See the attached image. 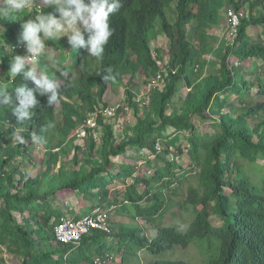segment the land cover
<instances>
[{
    "label": "trees",
    "instance_id": "trees-1",
    "mask_svg": "<svg viewBox=\"0 0 264 264\" xmlns=\"http://www.w3.org/2000/svg\"><path fill=\"white\" fill-rule=\"evenodd\" d=\"M171 4L172 22L167 16ZM228 5L240 14L239 25L227 40L214 45L216 38L208 30L219 25L221 11ZM257 6L260 10L255 14L245 15L244 8ZM41 10L50 11L46 6L38 12L34 7L0 12V83L9 84L10 92L21 83L32 86L22 75L11 81L3 70H8L15 48L21 46L20 24ZM157 23L169 41L165 71L158 64L161 49L150 46L158 35ZM110 24L115 33L103 59L87 55L85 49L75 51L76 83L69 72L74 67H64L68 75L60 83L57 102L51 106L47 96H38L33 120L23 125L25 143L11 141L20 125L9 109L0 108V247L18 264H94L96 257L104 264H126L128 252L134 258L144 249L158 256L146 264H189L162 255L186 248L196 238H207L217 249L209 264H264V166L256 174L248 170L257 159H264V98L250 95L256 85L264 97L257 62L264 60V41L248 33L250 26H264V0H122ZM232 57L237 63L230 62ZM240 62L251 64L245 68ZM108 67L113 69L112 79L103 80ZM158 72L166 73L163 87L151 89L148 103L138 105L133 100L134 91L139 90L133 81L136 73L152 77ZM113 81L125 84L134 124L118 136L112 122L99 115V136L93 138L92 128L85 127L84 146L74 145L77 129L96 110L109 106L99 104ZM183 88L187 89L184 95ZM229 95H235L238 106L229 101ZM121 112L117 108L116 115ZM204 119L211 121L213 133L199 131L198 122ZM33 133L42 138L36 140L46 149V159L41 160L45 178L27 177L22 170L23 157H29L35 147ZM177 134L185 141L178 148L170 140ZM72 148L76 149L72 156L50 174ZM129 148L149 151L152 160L145 162L154 170L148 178L137 176L135 165L113 164L111 157L123 156ZM183 150L190 165L176 171L175 158ZM70 163L74 167L66 168ZM128 177L132 182H125ZM72 194L92 205L83 209L82 216L97 207L111 208L131 223L123 221L116 229L113 221L109 233L94 229L76 242H59L54 226L68 217L54 201ZM186 205L194 208L195 215L184 232L164 224L168 210ZM211 216L218 224L211 222ZM139 219L145 224H138ZM148 226L154 227L153 235L147 234ZM117 244L120 263L115 257Z\"/></svg>",
    "mask_w": 264,
    "mask_h": 264
},
{
    "label": "rangeland",
    "instance_id": "rangeland-1",
    "mask_svg": "<svg viewBox=\"0 0 264 264\" xmlns=\"http://www.w3.org/2000/svg\"><path fill=\"white\" fill-rule=\"evenodd\" d=\"M45 0H27L26 3V9L34 7L36 11L42 7H46ZM173 4L170 5V9L167 11L168 19L172 22L173 21V13L171 7ZM229 10H232L231 6H226V10L221 11L220 16V23L215 27L214 30H208V33L215 36L216 40H213V44L216 45L218 42L222 39L226 40L228 39L230 33H229V27H228V16L227 12ZM257 10H260V6H257L255 9L250 10L248 7L244 8L245 15L250 13H256ZM4 9H0V12L3 14ZM155 30L158 32V35L150 42V46L152 49L158 48L161 49L162 59L158 62L159 66L163 68V66L166 64L168 56L167 51L169 47V41L167 37L164 35L163 32L159 29V25L157 23ZM248 33L254 36L255 38L259 37L264 41V26H250L248 27ZM53 43V44H52ZM52 43H46V48L44 51V55L39 59V61L36 64L29 63L30 67L36 68L38 73H50L55 80L58 83H61L65 76L62 75V73L67 72V70L64 68H72L70 72V79L71 82L76 83V79L78 77L77 68L74 66V55L75 50L70 49L69 45L67 44V37L62 36L59 40L53 41ZM56 46V47H55ZM10 51V49L8 48ZM16 53L15 54H23V50L15 48ZM206 59H213L211 55H205ZM230 62L237 63L233 57L229 59ZM250 62V61H249ZM249 62H240L241 66H244L245 68H248L251 63ZM258 66H259V72H258V79L261 81H264V60H258ZM164 69V68H163ZM2 71V70H0ZM6 72L9 76L10 74L7 72V70H3ZM165 71V69H164ZM149 76H146L142 73L138 74L136 73L134 82L138 84L139 90L134 91V99L138 105H141V101L146 99V93L149 92V88L146 87L147 85V79H149ZM255 82V81H254ZM125 84L119 81H113L109 84L106 92L104 93L102 97V102L99 104V107H102V103L105 102L109 107L114 108H123L127 105L126 101V93H125ZM186 88H183L180 93L182 95L185 94ZM258 87L256 85L252 86L250 89V95L253 96L255 99H263V96H260L258 93ZM229 101H234L236 104V97L235 95H229L228 97ZM236 106H238L236 104ZM128 111L123 110L122 113L119 115H115V118H106V121H110L113 124L114 132L116 135L121 136L122 132L128 131L129 127L134 124V118L132 109L130 106H128ZM198 128L199 131L202 133L209 132L213 133V127L211 126V121L209 119L199 120L198 122ZM97 134L99 136L100 132L97 130ZM167 132H171V128H168ZM185 135V134H184ZM16 137L14 136L11 138V141H16ZM170 140L174 143L176 148L180 147L182 144L185 143L183 135L177 134L174 135ZM34 148L32 150H29L28 155L29 157H23V161L25 163L24 168L22 169L25 172V175L27 177H35L39 176L40 178L44 177L43 171L45 170V166L43 163H41V160L46 159V149L42 147L38 140H33ZM74 145L84 146V138H80L76 136L73 139ZM57 150V149H55ZM76 149L72 148L69 151V155L63 158H60L58 163L51 169L50 174H54L58 172L60 161L62 160H68L73 152H75ZM82 151H79V156H83ZM185 151L183 150L182 154H179L175 160L176 164L174 165V168L176 171L186 170L190 165V160L185 155ZM112 162L115 166L119 167L122 164L125 165H135L137 166V176H140L139 174L145 176V178H148L151 173L153 172L154 168L151 166H148L146 160H152V157H149V151L147 150H138L134 148H129L125 152L123 156H117V157H111ZM17 160H21V158L18 156ZM153 164L155 162L152 161ZM179 164V166H178ZM261 166H264V159H257V161L252 164L248 168L249 172L251 174L258 173L255 170H259ZM74 167L71 163L69 165H66V168ZM19 178V176H17ZM190 182L194 183L195 177H191L189 179ZM126 183L132 182V177H128L125 179ZM123 186V185H122ZM139 190L142 189V185H138ZM183 188H186V184L183 186ZM55 206L60 207L61 210L66 214L67 217H74L76 214L83 215V209L88 208L91 209L92 205L90 202L82 201L80 202V199L77 195L72 194L68 195L65 198H56L54 201ZM110 218L109 222L111 224V228L114 226L112 225L113 221L116 223L115 228L117 229L120 224L126 223L129 225L131 223V220L129 218L121 217L120 215H115L114 210L109 208ZM195 215V210L190 205H186L185 207H178L172 208L171 210H168L164 216V224L167 225H175L178 230L181 232H184L188 225L192 222ZM15 216L18 221L21 220L18 213H15ZM115 216V217H114ZM211 222L213 224H218V219L215 216H211ZM137 221V220H136ZM138 224H145L140 219L137 221ZM154 227L148 226L146 228V232L148 235H153ZM210 242L207 238H196L194 239L186 248H175L172 251H165L162 255L164 259H181L189 264H209L211 261V257L215 256L217 254L216 245L214 247L210 246ZM116 248V260L118 263H120V254L118 253L117 249H120V244H117L115 246ZM111 252V251H110ZM131 252L127 253V259L126 264H130V261H134L135 264H141V263H147L149 260L154 261L158 258L157 255L151 254L148 250L144 249L142 251H138L137 255L134 256V258L131 257ZM143 255V261L142 257ZM0 264H18V259L14 258L11 254H9L3 247H0Z\"/></svg>",
    "mask_w": 264,
    "mask_h": 264
},
{
    "label": "clouds",
    "instance_id": "clouds-1",
    "mask_svg": "<svg viewBox=\"0 0 264 264\" xmlns=\"http://www.w3.org/2000/svg\"><path fill=\"white\" fill-rule=\"evenodd\" d=\"M26 3L27 0H0V8L6 13H18L26 7ZM45 3L50 11L41 10L20 24L18 43L23 48V54L12 56L7 70L11 81L22 75L25 81H31L32 86L21 83L10 92L9 84L0 83V108L9 109L17 125H20L14 135L21 144L26 142L22 135L25 131L23 125L33 120L39 105L38 96H47V102L52 106L57 102L61 89L54 78L30 67L28 58H31V64H36L44 55L46 41H57L66 36L70 49L76 52L85 49L87 55L102 60L105 47L115 33L110 17L122 7V0H45ZM105 72L107 75L102 79H112L113 69L108 67ZM62 75L67 77L68 73ZM32 139L42 138L33 133Z\"/></svg>",
    "mask_w": 264,
    "mask_h": 264
},
{
    "label": "built area",
    "instance_id": "built-area-1",
    "mask_svg": "<svg viewBox=\"0 0 264 264\" xmlns=\"http://www.w3.org/2000/svg\"><path fill=\"white\" fill-rule=\"evenodd\" d=\"M228 16V27L230 35L236 32L237 26L239 25L240 21V14L235 12L234 10H229L227 12ZM18 49L23 50L21 46ZM31 62V58H28ZM166 73L158 72L156 75L150 77L147 81L146 87L149 88V92L151 89L157 87L161 89L163 87V76ZM149 92L146 93V99L141 101V105L148 103ZM134 99V98H133ZM135 101V100H134ZM136 102V101H135ZM128 106H124L122 110L128 111ZM117 108L114 107H107L102 110H96L94 113L90 115V117L86 120L85 125H82L80 128L77 129V136L80 138H84L86 136V128H92V136L93 138H97V121L96 118L101 115L103 120L106 118H115ZM122 113V112H121ZM156 149H159V145H156ZM109 209H102L100 207L95 208L89 216H82L79 219L74 218H64L62 221L57 223L54 226V233L56 239L59 242L63 243H72L78 241L83 235L89 233L90 231L96 229L105 232H111L112 228L109 224ZM94 264H104L99 257L94 258Z\"/></svg>",
    "mask_w": 264,
    "mask_h": 264
}]
</instances>
